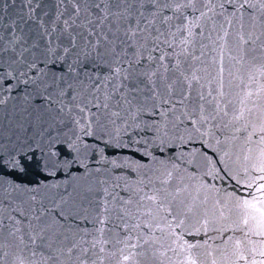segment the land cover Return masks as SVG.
<instances>
[{
    "label": "snow or ice",
    "instance_id": "snow-or-ice-1",
    "mask_svg": "<svg viewBox=\"0 0 264 264\" xmlns=\"http://www.w3.org/2000/svg\"><path fill=\"white\" fill-rule=\"evenodd\" d=\"M0 264H264V0H0Z\"/></svg>",
    "mask_w": 264,
    "mask_h": 264
}]
</instances>
